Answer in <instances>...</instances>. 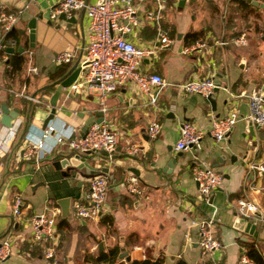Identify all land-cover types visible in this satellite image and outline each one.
<instances>
[{
    "label": "crops",
    "instance_id": "crops-1",
    "mask_svg": "<svg viewBox=\"0 0 264 264\" xmlns=\"http://www.w3.org/2000/svg\"><path fill=\"white\" fill-rule=\"evenodd\" d=\"M179 1L164 0L160 18L163 29L174 36L173 43L156 48L155 53L144 57L139 65L140 70L154 71L164 78L156 102L151 103L148 95L130 81L119 84L108 95L103 118L118 132L113 157L100 152L76 151L67 143L55 145L51 137L42 145L41 158L36 163L33 159L19 157L16 152L26 137L35 138L44 127L43 120L50 108L48 99L54 91L53 86H46L57 79L55 54L63 49L74 53L64 72L85 54L88 17L83 9H76L68 15L74 21H64L59 15L52 18L50 0H0V10H15L28 3L10 33L16 40L13 54H21L20 66L12 69L9 62L12 53L6 51V62L0 66V102L6 101L10 108L19 109L15 120L18 130L9 143L10 150L0 155V240L6 236L12 239L10 253L0 264H47L44 252L51 242L32 241L29 224L30 217L44 209L56 211L59 239L55 246L61 264H95L92 257L114 245L119 246V254L126 251L130 259L162 257V264H175L178 258H183L187 264H241L242 241L247 240L255 241L264 253V224L249 220L256 224L257 236L245 232L236 227V217L242 216L233 208L235 200L244 197L258 203L264 211V175L247 167L252 161L264 163V125L256 126L247 120V98L239 95L254 87H264L263 64L252 58L255 49L251 43L240 46L230 41L231 36L240 32L233 25L235 22L226 24L228 9H232L230 17L236 19L233 8L245 10L246 4L238 6L233 0H223V9H220V0H182L181 5ZM40 12L43 16L36 19L31 46L28 21ZM138 13L142 22L127 36L138 46L151 47L156 23L144 16V9ZM47 19L51 23H47ZM190 31H202L200 37L208 44L205 49L184 54L180 46L190 42L186 36ZM212 38L229 42L213 45ZM18 46L24 50L18 52ZM242 59L243 67L240 66ZM33 66L37 67V72L30 70ZM206 74L214 75L219 84L212 93L216 95L215 109L206 97L184 92L177 85ZM27 95L41 101L33 102ZM99 109L93 87L84 85L78 91L67 88L57 99V110L50 121L69 136L71 126L80 131L84 122ZM230 109L235 110L237 121L224 139L216 141L206 134L199 146L175 150L182 120L193 121L207 129L214 116ZM153 119L161 124L160 133L155 137L147 133V124ZM5 131L6 127L0 123V133ZM130 143L137 145V153L126 151ZM65 157L79 163L83 158L89 160L96 170L88 173L81 162V173L68 174L65 167L54 164ZM196 159L206 160L223 175L222 186L212 193L209 204L198 198L197 184L191 175L190 165ZM98 174L108 178L101 215L94 219L72 217V200L81 198L88 179ZM131 177L137 179L140 192L127 190L126 183ZM15 194L22 200L18 217L12 215L10 208ZM60 201L68 204L66 216L61 214ZM213 210L216 220L212 229L221 246L203 255L197 246V231L191 219L209 215ZM93 237L99 238L97 247ZM100 243L103 244L101 249ZM119 254L118 260L130 264V259L120 258ZM104 263L112 264L110 261L96 264Z\"/></svg>",
    "mask_w": 264,
    "mask_h": 264
},
{
    "label": "built area",
    "instance_id": "built-area-1",
    "mask_svg": "<svg viewBox=\"0 0 264 264\" xmlns=\"http://www.w3.org/2000/svg\"><path fill=\"white\" fill-rule=\"evenodd\" d=\"M50 17L55 18L65 12L71 15L76 9H83L88 17L87 25V46L85 54L79 59L80 71L76 79L71 83L69 89L78 91L81 86L93 87L102 111L107 109L106 100L110 92L125 82H132L142 93L148 95L149 101L155 103L158 92L164 85V78L154 71H142L139 65L144 57L155 53L156 48H165L171 45L174 37L170 36L161 26L160 18L164 10V0H50ZM28 3L15 10H0V66L5 63V45H15L16 40L10 33L20 20ZM144 9V16L155 21L156 35L154 45L151 47L138 46L128 38L127 34L134 32L142 22L139 11ZM212 44H226L229 41L212 38ZM233 44L245 46L248 43V36L245 32L231 36ZM206 39L200 37L189 43L180 46V52L190 54L193 51L205 49ZM69 49L58 51L54 60L56 64L67 63L73 57ZM37 72V67H31ZM178 87L184 92L200 94L204 97L211 95L219 86L212 74L203 77L181 81ZM233 95V94H231ZM248 102L247 120L256 126L264 125V87L258 86L247 92H242ZM33 102H40L41 99L27 95ZM2 110L0 107V123ZM17 119V118H16ZM15 119V120H16ZM15 120L10 126H5L6 131L0 133V155L10 150L9 143L18 130ZM237 121L236 112L233 109L222 115L214 116L207 129L196 125L193 121L182 120L179 125V136L174 144L176 151L187 150L199 146L202 137L209 134L214 140L220 141L226 137ZM69 136L59 130L49 120L35 138L26 137L22 146L16 154L24 159H33L36 163L41 158L40 149L48 138L53 137L55 145L67 143L76 151L83 152L90 149L92 152H100L108 158L113 157L118 142L117 130L110 126L105 118L99 121H92L86 126L83 132L78 131L74 126L70 127ZM161 124L153 119L147 124V133L155 137L160 133ZM129 154L138 152L137 145L132 143L126 146ZM247 167L256 170L264 175L263 162H248ZM191 175L197 184L198 198L206 203H211L212 193L222 186L223 175L215 170L204 159H196L190 165ZM126 188L131 193L140 192L137 179L131 177L126 183ZM108 191V178L104 174H98L88 179V186L81 198H75L71 202V213L77 218H97L103 211ZM22 200L19 194H15L10 202L12 215L18 217L21 214ZM233 208L236 213L254 223L264 224V211L260 205L244 197L235 200ZM55 209L50 212L46 209L34 213L29 224L31 228V239L34 242H47L50 245L44 252L47 264H61L57 257L56 244L59 235L56 231ZM216 220L215 210L209 215L191 219V224L196 227L197 246L203 255L211 253L221 246L220 241L215 237L212 226ZM12 246L10 236L0 240V261L9 255ZM241 264H256L249 257L246 247H242L240 254ZM109 264V263H104Z\"/></svg>",
    "mask_w": 264,
    "mask_h": 264
},
{
    "label": "water",
    "instance_id": "water-1",
    "mask_svg": "<svg viewBox=\"0 0 264 264\" xmlns=\"http://www.w3.org/2000/svg\"><path fill=\"white\" fill-rule=\"evenodd\" d=\"M251 3H253L256 6H259L260 8L264 7V2L259 1V0H250ZM179 4H182V0L179 1ZM43 13L40 12L37 15L31 17L28 21V27H29V39L31 41V46L34 45V39H35V25H36V19L37 17H42ZM59 18L64 20V21H74L73 17H69L65 12H62L59 14ZM47 23H51L50 19H47ZM58 26V25H57ZM177 37H180V33H178ZM4 50L9 53H13L15 51V47L13 45H5ZM24 48L22 46L17 47L18 52H22ZM241 67L244 66V60L242 59L241 62ZM80 71V65H79V60L74 62L69 69L65 72L64 75H62L60 78L56 79L46 87H54V91L51 93L48 103H49V112L46 115V117L43 120V126L46 125V123L52 119L56 113L57 110V99L59 98L60 94L62 91L66 90L69 88L71 83L76 79L78 73ZM202 76V75H201ZM219 86L215 88L217 90ZM206 100L211 104L212 108H216V95H208L206 97ZM224 103H226V99L224 100ZM0 107L2 110V116H1V123L4 126H10L12 122L18 117L19 115V109L17 107L10 108L7 104L6 101H1L0 102ZM97 115V117H95ZM103 118V111L99 109L95 115L89 117L84 124L82 125L80 132H83L86 129V126L91 123L92 121H99ZM83 152L85 153H91L92 151L90 149H86ZM76 157H79V154L75 155ZM174 160V159H172ZM82 165L85 166L89 171L88 173H93L96 170V167L89 161L83 158L81 161ZM80 162V163H81ZM80 163L74 161L72 158H62L61 160H57L54 162V164L59 167H65L66 172L69 174V172H79L81 173L79 167ZM103 171H106L107 169H102ZM136 172V171H135ZM83 174H85L82 171ZM124 178V177H123ZM61 203V214L63 216H66L69 214V209H68V204H69V199H68V204L67 202L60 201ZM101 215V212L99 213V216ZM236 227L244 230L245 232L252 234L253 236H257V230H256V224L252 223L251 221L247 220L244 217H236L235 220ZM103 246L102 243H100L99 248L101 249ZM120 258H125L127 260L130 259V255L126 251H122L119 254Z\"/></svg>",
    "mask_w": 264,
    "mask_h": 264
},
{
    "label": "trees",
    "instance_id": "trees-1",
    "mask_svg": "<svg viewBox=\"0 0 264 264\" xmlns=\"http://www.w3.org/2000/svg\"><path fill=\"white\" fill-rule=\"evenodd\" d=\"M237 3L238 6L242 4H249L251 5L250 0H233ZM264 2V0H261ZM238 33L235 32L234 34ZM186 36L189 37L190 42L198 39L200 36H202V31H190L186 34ZM187 37V38H188ZM21 54H18V56H15L13 53L10 55L9 62L11 64L12 69H17L20 66V62L22 61V58L20 56ZM6 62V61H5ZM66 68V63L58 64L57 72L54 74L56 75L57 79L60 78L62 75L65 74L64 69ZM105 221V219H103ZM242 245L246 247L247 253L250 258H252L256 264H264V253L261 251L260 247L257 245V243L253 240H247L242 241ZM120 252L119 246L114 245L111 247L108 251L100 250L97 254V256L92 257L93 262L99 263L100 261H110L112 264H124L123 261L118 260V254ZM130 264H162L163 258L162 257H144V258H131ZM175 264H187V262L183 258H178L175 262Z\"/></svg>",
    "mask_w": 264,
    "mask_h": 264
},
{
    "label": "rangeland",
    "instance_id": "rangeland-1",
    "mask_svg": "<svg viewBox=\"0 0 264 264\" xmlns=\"http://www.w3.org/2000/svg\"><path fill=\"white\" fill-rule=\"evenodd\" d=\"M220 1L221 2H219V8L223 9V0H220ZM251 6H249V4H246L245 10H242V9L236 10L235 8H233L232 14H234L236 19H234V17L233 18L230 17V13H231L230 11H232V9L231 10L228 9V12L226 15V24L229 23L230 21L232 23L235 22L233 25H235L236 30L239 29V32L247 33L248 43H251V45L255 49L254 56H252V58H255V60H258L259 64H263V67L261 70L262 72H264V54L260 53V51L264 52V7L260 8L253 4H251ZM192 15H193V12L191 13V16ZM221 22L222 21H220V24ZM231 26L232 24L229 25V27ZM194 52L196 51H193L192 53ZM255 64H256V61H255ZM72 217L74 216L72 215ZM88 219H91V218H88ZM98 240L99 238L98 239L94 238L96 247L98 246L97 245Z\"/></svg>",
    "mask_w": 264,
    "mask_h": 264
}]
</instances>
